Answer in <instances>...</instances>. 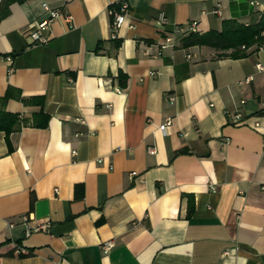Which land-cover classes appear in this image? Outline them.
Segmentation results:
<instances>
[{"label": "crops", "instance_id": "crops-1", "mask_svg": "<svg viewBox=\"0 0 264 264\" xmlns=\"http://www.w3.org/2000/svg\"><path fill=\"white\" fill-rule=\"evenodd\" d=\"M43 2L71 20L30 46ZM127 2L117 39L120 0L6 6L0 112L19 123L12 150L0 131V264H264V46L233 58L176 31L256 23L264 0ZM27 214L47 228L25 236Z\"/></svg>", "mask_w": 264, "mask_h": 264}, {"label": "built area", "instance_id": "built-area-1", "mask_svg": "<svg viewBox=\"0 0 264 264\" xmlns=\"http://www.w3.org/2000/svg\"><path fill=\"white\" fill-rule=\"evenodd\" d=\"M42 7L46 13V16L39 20L34 21L27 27L25 31V37L29 43L30 46H37V45H44L49 41V32L51 28V23L59 18L63 17L64 20L67 22H70L71 16L67 13H64V11L61 8H51L47 3L43 2ZM128 2L127 0H120V6L117 11H111V39H117L118 30L123 25L126 19V12L128 10ZM212 13L216 16L221 17L222 12V6L221 4H217L214 9L212 10ZM168 23L167 17L165 16L164 12H160L157 18V24L161 28L162 31L165 28L166 24ZM247 25V24H246ZM176 31L180 33V35L185 36L191 33H197L198 32V21L192 20L189 23L185 25H180L177 27ZM174 45V37L170 34H167L163 38V43L161 44L162 48H166L169 46ZM187 58H190V55H187ZM256 68L258 70H262V66L260 63L256 64ZM252 77H247L241 82L248 83ZM116 91H120V89L116 88ZM171 100H173V97H171ZM234 118L237 120V123H243V115L241 112H236L234 114ZM172 123V118L168 117L166 118L158 127L159 131L165 135L167 133L168 127ZM255 126H259V123H255ZM151 153L155 152L154 148L150 149ZM32 217L30 215H23L22 216V223L25 225V236H29L32 232L44 230L47 228V225L44 223H32L31 222ZM9 226H13V224H10ZM112 241L105 242L103 244V249L105 252H107L112 247ZM226 255L229 254V252H225ZM59 264V263H55Z\"/></svg>", "mask_w": 264, "mask_h": 264}, {"label": "trees", "instance_id": "trees-1", "mask_svg": "<svg viewBox=\"0 0 264 264\" xmlns=\"http://www.w3.org/2000/svg\"><path fill=\"white\" fill-rule=\"evenodd\" d=\"M24 0H0V20L7 15L6 6L12 2ZM184 47L208 46L221 51H228L233 58L245 57L254 49L264 46V14L256 23L245 25L236 20H223L220 30H209L205 33H191L180 38ZM18 114L0 112V131H4L12 150L9 136L17 130Z\"/></svg>", "mask_w": 264, "mask_h": 264}]
</instances>
